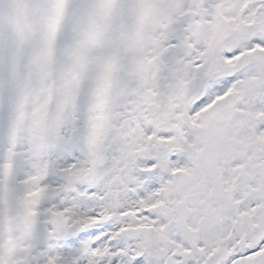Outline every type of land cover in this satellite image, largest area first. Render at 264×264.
<instances>
[{
  "label": "snow or ice",
  "instance_id": "snow-or-ice-1",
  "mask_svg": "<svg viewBox=\"0 0 264 264\" xmlns=\"http://www.w3.org/2000/svg\"><path fill=\"white\" fill-rule=\"evenodd\" d=\"M0 264H264V0H0Z\"/></svg>",
  "mask_w": 264,
  "mask_h": 264
}]
</instances>
